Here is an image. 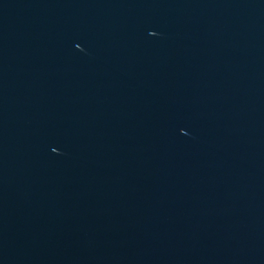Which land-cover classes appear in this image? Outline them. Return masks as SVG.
<instances>
[{
  "label": "water",
  "instance_id": "water-1",
  "mask_svg": "<svg viewBox=\"0 0 264 264\" xmlns=\"http://www.w3.org/2000/svg\"><path fill=\"white\" fill-rule=\"evenodd\" d=\"M263 75L264 0H0V262Z\"/></svg>",
  "mask_w": 264,
  "mask_h": 264
}]
</instances>
